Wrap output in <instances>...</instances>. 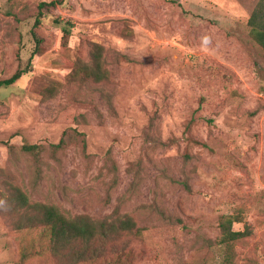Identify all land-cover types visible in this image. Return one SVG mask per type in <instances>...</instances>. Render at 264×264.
Instances as JSON below:
<instances>
[{
  "label": "rangeland",
  "instance_id": "obj_1",
  "mask_svg": "<svg viewBox=\"0 0 264 264\" xmlns=\"http://www.w3.org/2000/svg\"><path fill=\"white\" fill-rule=\"evenodd\" d=\"M258 2L0 0V76L27 72L0 91V264H72L45 250L43 229L18 228L16 190L142 229L79 264H264ZM96 44L107 78H71ZM223 218L247 233L229 253Z\"/></svg>",
  "mask_w": 264,
  "mask_h": 264
},
{
  "label": "trees",
  "instance_id": "obj_2",
  "mask_svg": "<svg viewBox=\"0 0 264 264\" xmlns=\"http://www.w3.org/2000/svg\"><path fill=\"white\" fill-rule=\"evenodd\" d=\"M43 18V14H40L35 25L38 26L43 21ZM248 24L251 27L250 34L252 39L264 50V0H259ZM69 34L70 31L65 29V41L68 40ZM36 41L37 44L40 43L37 38ZM103 52L104 48L96 44L92 51L91 62L85 63L79 60L74 65L71 78H78L83 81L91 79L95 82L105 80L107 76L103 70ZM26 74V71L18 70L9 79H2L0 76V91L12 87L22 80ZM56 89L57 85L48 87L46 93H49V97L52 98L55 95ZM64 143L65 140L62 139L54 147L62 149ZM27 149L33 152L38 149V146H31ZM187 158L190 159V156H187ZM9 204L13 211L23 212L22 221L18 224L19 229L27 225H31L32 228L43 229V233H45L44 238H47L46 241H48L45 250L54 258L61 259L62 257H66L72 264L95 262L98 257V248L103 250L108 245L114 246L125 235H139L142 231L136 221L129 216L112 220H94L89 216L82 215L69 218L54 205L30 203L28 197L20 190H16L13 193V200ZM234 223L235 221H232L230 218H223L220 226L222 230L221 243L226 247L228 253L232 248V243L247 236L246 232L234 231ZM94 244L98 248H93ZM22 258L24 261H27L25 253L22 255Z\"/></svg>",
  "mask_w": 264,
  "mask_h": 264
}]
</instances>
